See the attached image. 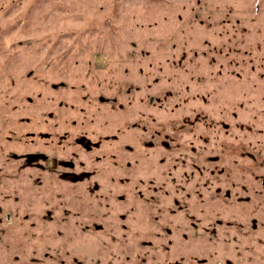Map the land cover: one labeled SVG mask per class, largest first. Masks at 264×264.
Returning a JSON list of instances; mask_svg holds the SVG:
<instances>
[{
  "label": "rangeland",
  "instance_id": "374dc122",
  "mask_svg": "<svg viewBox=\"0 0 264 264\" xmlns=\"http://www.w3.org/2000/svg\"><path fill=\"white\" fill-rule=\"evenodd\" d=\"M0 264H264V0H0Z\"/></svg>",
  "mask_w": 264,
  "mask_h": 264
},
{
  "label": "flooded vegetation",
  "instance_id": "af4514ba",
  "mask_svg": "<svg viewBox=\"0 0 264 264\" xmlns=\"http://www.w3.org/2000/svg\"><path fill=\"white\" fill-rule=\"evenodd\" d=\"M80 141H82V140H78V143H83V141L82 142H80ZM151 144H152L151 142H147V145L144 144L145 149L146 148H150ZM161 144L164 145V146L167 145L164 142H162ZM85 148H86V150H89L90 149V144H88V143L85 144ZM130 151H132L131 148H130ZM35 156L39 157V161L42 160L41 162L43 164V166H42L43 169L46 168L45 167V163H46V166L49 168V170H57L58 168H62V169H74L75 168V165L71 161H68V160L64 161V160L56 159L55 157H52L51 154H49V155H46V154H35ZM35 156L28 155L30 161H32L33 158H35ZM48 158H49L50 162H48V160H47ZM65 176H67V174H65Z\"/></svg>",
  "mask_w": 264,
  "mask_h": 264
},
{
  "label": "bare ground",
  "instance_id": "6f19581e",
  "mask_svg": "<svg viewBox=\"0 0 264 264\" xmlns=\"http://www.w3.org/2000/svg\"><path fill=\"white\" fill-rule=\"evenodd\" d=\"M103 57L102 56H98V60L102 61Z\"/></svg>",
  "mask_w": 264,
  "mask_h": 264
}]
</instances>
